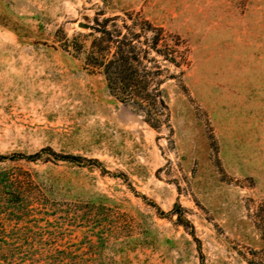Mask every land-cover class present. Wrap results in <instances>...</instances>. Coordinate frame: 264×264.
I'll list each match as a JSON object with an SVG mask.
<instances>
[{
	"label": "rangeland",
	"instance_id": "1",
	"mask_svg": "<svg viewBox=\"0 0 264 264\" xmlns=\"http://www.w3.org/2000/svg\"><path fill=\"white\" fill-rule=\"evenodd\" d=\"M105 19L183 43L159 129L86 66ZM0 157V264H264V0H0Z\"/></svg>",
	"mask_w": 264,
	"mask_h": 264
},
{
	"label": "trees",
	"instance_id": "2",
	"mask_svg": "<svg viewBox=\"0 0 264 264\" xmlns=\"http://www.w3.org/2000/svg\"><path fill=\"white\" fill-rule=\"evenodd\" d=\"M114 20L105 19L102 29L96 31L99 35L92 41L86 66L99 71L109 93L117 101L141 114L151 128L159 129L168 118V107L161 90L168 71L161 63L175 68L186 65L183 43L179 37L165 33L162 28H154L143 20L134 21L132 26L123 25L122 30L115 25L112 30H108V24ZM134 28L138 31H134ZM148 33L153 34L152 38L147 37ZM68 44L65 39V48L78 50L77 45ZM39 156L36 154L29 158L36 159ZM178 208L175 207L172 212L176 214L177 222L184 227L187 221Z\"/></svg>",
	"mask_w": 264,
	"mask_h": 264
}]
</instances>
